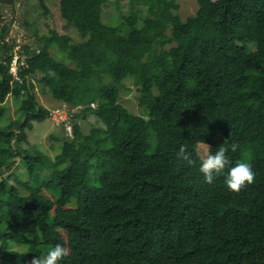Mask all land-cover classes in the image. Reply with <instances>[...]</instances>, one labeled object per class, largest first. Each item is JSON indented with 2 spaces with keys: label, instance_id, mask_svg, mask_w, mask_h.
<instances>
[{
  "label": "trees",
  "instance_id": "trees-1",
  "mask_svg": "<svg viewBox=\"0 0 264 264\" xmlns=\"http://www.w3.org/2000/svg\"><path fill=\"white\" fill-rule=\"evenodd\" d=\"M105 2L59 0L79 40L33 31L15 86L11 20L0 28V264H31L57 244L68 250L59 264H264V0H197L184 20L175 0H130L115 25L103 20ZM36 72L43 93L81 107L72 137L54 135L53 157L12 143L49 116L29 81ZM126 78L145 116L118 101ZM9 94L19 101L13 120ZM87 113L103 125L82 132L76 118ZM225 140L239 145L229 167L251 156L256 173L238 194L225 184L228 168L212 183L199 171L198 145L215 154ZM181 146L192 165L178 159ZM16 157L26 192L2 176Z\"/></svg>",
  "mask_w": 264,
  "mask_h": 264
},
{
  "label": "rangeland",
  "instance_id": "rangeland-1",
  "mask_svg": "<svg viewBox=\"0 0 264 264\" xmlns=\"http://www.w3.org/2000/svg\"><path fill=\"white\" fill-rule=\"evenodd\" d=\"M175 1L178 6L173 11L177 12L182 20H184L187 16L194 14L197 10V0ZM44 4L47 7V12H44L43 6L40 5L39 0H15L11 5L0 3V14L4 17L3 22H0V28L4 22L7 23V20H11L5 40L8 38L11 39L10 37L15 36L16 44H14L11 51H8L9 55H14L13 60L16 57L18 59V48L19 46L21 48L23 43L28 42V44H31L32 46L36 45V37L33 35V31L36 30L39 34H46L49 30L53 29L60 34L65 33L70 35L74 41L79 40L76 30L71 26H67L64 19L61 17L59 11V0H44ZM130 6V0H106L102 13L103 20L112 25L119 24L122 17L129 12ZM139 8L143 14L146 13L145 7ZM51 52L56 59L63 60L65 62L68 61L65 53H59L58 49L55 47L51 48ZM3 54L4 51L0 44V59L4 56ZM13 67V69H15V71H13L16 72L18 68H15L14 65ZM38 79V72L30 76L29 81L34 84L33 92L36 94V98L39 103L47 107L49 111H56L55 117L49 115L42 121H34L33 128L26 129L24 132L26 135L25 140H14L12 143L16 147H20L23 150L31 151L41 149L46 152L47 156L53 157V155L58 151V144L61 143V140L54 135L67 134L68 137H72L71 116L78 112L81 107H70L56 99H53L49 94L43 93L37 84ZM21 82L22 76L20 74L14 75L12 85H18L21 84ZM118 101L132 113L145 116L139 103V91L133 82V78H126L122 82V85L119 87ZM18 102L17 98H14L12 94L7 96L5 106L8 119H14ZM3 119L0 121L1 124L4 123ZM76 121L80 125L82 132H87L90 127L103 125L99 118L91 113H87L84 118H76ZM16 130L18 131L17 128ZM201 146L202 144L198 145L200 156L202 153ZM14 163L15 164H12L9 172H4L2 176L6 177L8 181L19 187L20 190L26 192L24 187L14 179V175L19 176L21 179L27 178V171L24 163L19 160L18 157L15 158ZM47 173L48 170H43L40 173V177Z\"/></svg>",
  "mask_w": 264,
  "mask_h": 264
},
{
  "label": "clouds",
  "instance_id": "clouds-1",
  "mask_svg": "<svg viewBox=\"0 0 264 264\" xmlns=\"http://www.w3.org/2000/svg\"><path fill=\"white\" fill-rule=\"evenodd\" d=\"M50 75L55 76V73L50 72ZM224 142L215 154H212L211 147L208 144L202 143L199 171L203 174L206 183H212L214 175L223 173L228 168L225 184L229 191L238 194L242 189L255 182L256 173L252 168L251 156L246 160L237 161L234 166L229 167L231 161L227 153L229 151L236 152L239 145L235 142L226 145V140ZM177 157L188 165L194 163L192 153L185 146L179 148ZM67 255L68 250L57 244L54 248L47 251L43 257L35 256L31 260V264H59V261Z\"/></svg>",
  "mask_w": 264,
  "mask_h": 264
},
{
  "label": "built area",
  "instance_id": "built-area-1",
  "mask_svg": "<svg viewBox=\"0 0 264 264\" xmlns=\"http://www.w3.org/2000/svg\"><path fill=\"white\" fill-rule=\"evenodd\" d=\"M15 44H16V42H15ZM19 50H20V46L18 48V52H19ZM23 56H25V57H23ZM13 58H14V55H13ZM13 58H12V60H13ZM25 58H26V54H20V52H19L18 59L16 57L13 61L10 62L9 72L12 74L13 78H14V75H18V70L16 72H14L15 69H13L14 68L13 65L15 66V68H18L19 69V65L26 64ZM55 112L56 111H54V110L53 111H49V115H52L53 117H55ZM63 119H61V120H63Z\"/></svg>",
  "mask_w": 264,
  "mask_h": 264
}]
</instances>
